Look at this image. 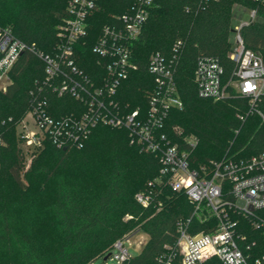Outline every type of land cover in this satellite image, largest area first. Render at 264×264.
Wrapping results in <instances>:
<instances>
[{
    "label": "trees",
    "instance_id": "1",
    "mask_svg": "<svg viewBox=\"0 0 264 264\" xmlns=\"http://www.w3.org/2000/svg\"><path fill=\"white\" fill-rule=\"evenodd\" d=\"M68 1L0 0V27L9 28L38 52L52 55ZM130 3L101 0L91 18L87 43L79 49L80 67L87 73L94 72L91 50L102 28ZM236 5L258 9L259 20L244 26L241 34L246 47L264 61V6L248 0H155L134 45L137 70L119 90L122 107L147 109L154 89L149 58L157 52L171 57L180 42L175 78L184 106L169 112L163 130L173 142L185 136L197 139L196 164L226 157L248 159L264 150L259 117L264 113V97L251 109L249 100L235 92L221 101L201 98L195 84V68L202 56L217 58L226 75L233 72L229 53ZM10 76L7 91L0 92V264H89L110 253L117 240L137 231L148 241L138 256L124 264H158L159 258L170 255L171 264H181L178 227L190 217L193 206L165 185L149 187L160 173L158 157L133 143L127 129L101 124L80 148L57 147L47 138L42 148L27 151L18 125L30 109V90L45 76V64L27 50ZM48 99L55 118L77 116L85 109L69 94L58 97L49 91ZM28 157L31 162L26 167ZM140 192L151 194L149 206L137 201ZM28 219L31 231L24 230ZM193 224L192 233L210 231L198 221ZM239 234L246 243H256L255 257L264 255V230L242 218Z\"/></svg>",
    "mask_w": 264,
    "mask_h": 264
},
{
    "label": "built area",
    "instance_id": "2",
    "mask_svg": "<svg viewBox=\"0 0 264 264\" xmlns=\"http://www.w3.org/2000/svg\"><path fill=\"white\" fill-rule=\"evenodd\" d=\"M248 1L264 6V0ZM100 2L68 1L52 55L38 52L9 28L0 27V92L7 91L12 82L11 71L25 51H31L45 64V76L30 90V109L18 125L23 147L27 151L42 148L48 138L57 147L80 148L97 125L125 128L142 151L158 157L160 173L149 187L165 185L173 193L183 194L193 206L190 217L178 227L181 264H264V255L253 254L256 243H246L245 236L239 234L242 218L264 230V150L248 159L226 157L196 164L193 153L197 139L185 136L181 137L182 141L173 142L163 130L169 112L184 106L175 78L180 42L175 44L171 57L157 52L149 58L147 69L153 77L154 89L148 95L147 109L140 106L129 111L122 107L119 90L130 73L137 70L134 45L155 0H131L124 13L113 16L112 23L102 28L91 50L95 63L93 74H89L80 67L83 54L79 49L87 43L91 18ZM250 16V21L234 29L229 59L235 68L229 76L217 58L202 56L197 60L194 78L199 97L221 101L235 92L249 100L251 109L264 97L263 58L246 47L241 34L244 26L256 21L258 9H251ZM49 91L58 97L72 95L85 109L77 116L53 117L49 110ZM259 115L264 126V114ZM150 195L140 192L136 199L147 207L151 203ZM195 221L210 231L192 233ZM130 236L117 240L107 259V255L99 257L103 264H124L131 259L125 246ZM171 262L172 255L158 260V264Z\"/></svg>",
    "mask_w": 264,
    "mask_h": 264
},
{
    "label": "rangeland",
    "instance_id": "3",
    "mask_svg": "<svg viewBox=\"0 0 264 264\" xmlns=\"http://www.w3.org/2000/svg\"><path fill=\"white\" fill-rule=\"evenodd\" d=\"M251 9L242 6V5H236L233 8L232 11V27L233 29H235L237 26H239L240 24L250 21L251 20ZM259 20V18L256 19V21ZM235 40V33L233 32L231 34L230 37V41L233 44ZM264 114V113H263ZM260 120H261V125H263V119L262 117L259 115ZM31 160L30 157L27 158L26 161V167L29 166ZM30 221V222H29ZM33 227L35 226V223L32 222ZM20 226V225H18ZM31 219H28L27 222V227H24V230L27 231H31ZM23 229V228H21ZM130 236L129 238V242L125 244L126 248L128 249L129 253L131 254V256H138L140 254V252L142 251L145 243L148 241V236L142 232H132L127 234L126 236ZM94 264H103L102 259L98 258Z\"/></svg>",
    "mask_w": 264,
    "mask_h": 264
},
{
    "label": "water",
    "instance_id": "4",
    "mask_svg": "<svg viewBox=\"0 0 264 264\" xmlns=\"http://www.w3.org/2000/svg\"><path fill=\"white\" fill-rule=\"evenodd\" d=\"M238 205L242 206V205H243V203H242V202H238ZM250 210L252 211V210H253V208H252V207H250ZM107 258H108V255L105 257V259H107Z\"/></svg>",
    "mask_w": 264,
    "mask_h": 264
}]
</instances>
